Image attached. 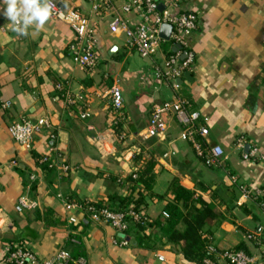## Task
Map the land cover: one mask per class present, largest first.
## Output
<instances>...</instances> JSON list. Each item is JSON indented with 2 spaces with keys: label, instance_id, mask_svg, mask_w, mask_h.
Instances as JSON below:
<instances>
[{
  "label": "crops",
  "instance_id": "obj_1",
  "mask_svg": "<svg viewBox=\"0 0 264 264\" xmlns=\"http://www.w3.org/2000/svg\"><path fill=\"white\" fill-rule=\"evenodd\" d=\"M52 1L85 16L94 30L100 61L94 69L75 64L69 52L75 33L51 17L41 28L32 25L21 35L0 16V216L6 215L9 225L0 233V262L14 245L23 244L40 259L61 250L75 256L80 249L86 264H196L186 260L177 246L158 241V228L145 232L153 237L154 249L120 246V235L109 224L89 220L81 208L85 202L132 193L133 185L124 181L136 165L131 151L153 111L177 97L208 118V141L222 149L223 165H206L190 143L179 139L180 124L171 117L167 131L144 141L139 154L154 163L155 183L144 206L148 216L163 218L174 199L171 188L180 184L215 207L217 217L203 228L211 238L210 251L245 245L249 254H257L247 235L258 232L264 241V214L252 201L239 202L241 194L231 178L264 192V159H246L235 146L243 137L249 151L255 146L264 157V0H182L170 10L173 15L197 16V29L185 38L194 63L187 71L190 77L184 74L182 83L176 82L178 88L150 74L173 50L169 41L154 58L142 59L129 48L124 32L110 30L114 13L134 0H114L113 8L101 16L89 0ZM157 1L166 11L174 0ZM124 17L137 19L136 14ZM113 86L124 97L125 142L133 141L126 149L122 144L125 157H103L93 141L96 131H107L111 125ZM86 111L90 117L83 119ZM43 116L51 119L52 129L35 138L32 152L19 147L8 127L22 118ZM55 154L70 166L68 176L37 168L33 155ZM32 174L37 180L31 183ZM24 195L36 200L38 208L53 210L57 224L46 229L33 218L35 210L15 212ZM65 201L76 207L65 206ZM72 227H77L80 241L71 237ZM211 261L224 264L219 257Z\"/></svg>",
  "mask_w": 264,
  "mask_h": 264
},
{
  "label": "built area",
  "instance_id": "obj_2",
  "mask_svg": "<svg viewBox=\"0 0 264 264\" xmlns=\"http://www.w3.org/2000/svg\"><path fill=\"white\" fill-rule=\"evenodd\" d=\"M114 0H89L93 11L101 16L104 11L113 8ZM182 0H174L169 4V10L160 11L157 0H134L132 4H126L120 10L114 13V18L110 24V30L113 33L124 32L128 38V46L134 50L142 59L154 58L161 50L165 41L160 37V28L164 24L172 26V33L169 42L171 46H181L178 52L169 51L164 60L163 66L153 68L151 76L156 80H164L171 82L174 88H178L176 82L181 79L194 63V56L185 49V38L197 29V16L192 12H185L173 15L170 10L179 4ZM49 4L50 16L55 21L61 22L69 26L75 33V40L70 45L69 52L75 64L85 69H94L100 61V54L97 49L94 30L89 21L79 11L71 9H62L52 0H42ZM125 14H136V20H129L124 17ZM186 52L187 57L183 60L182 54ZM110 104V121L111 125L107 131L95 132L93 141L100 152L101 156H126V152L122 149L125 142L124 134H118L116 127L125 125L127 118L124 111V97L118 86H113L109 91ZM74 103V101H71ZM8 107V104L3 106ZM175 116L178 120L181 133L179 139L192 145L198 157L205 159L206 165L210 167H220L223 165V151L220 147L211 145L208 141L209 130L207 128L208 118L200 111L192 108L191 104L181 97H177L172 102H166L157 107L149 121V126L140 139V144L134 146L132 159L141 153L143 142L158 138L163 135L169 126V120ZM81 117L83 119L90 117L88 111L84 112ZM52 129L51 119L43 116L37 119L22 118L13 122L8 127L10 137L15 143L26 151H31L34 146L35 138L44 132ZM235 146L243 154L246 159L261 158L259 149L255 146L246 152L248 143L245 138L238 137ZM40 165H45L49 170L57 171L60 177H66L71 171L69 165L61 161L59 156H42L38 160ZM141 167L140 163H136L132 170L135 173ZM3 168L0 166V173ZM136 178V173L133 174ZM37 175L32 174L30 181L35 182ZM232 184L236 186L241 194L242 200L252 201L257 204L264 214V192L261 190L252 191L245 185L240 184L237 178H231ZM65 206H71L67 201ZM39 204L36 200L31 199L27 195L21 196L15 206V212L23 214L36 210ZM76 207V206H71ZM89 220L102 221L109 224L120 236L125 234L133 223L141 225L151 223V218L143 211H128L125 213L114 212L108 208H95L89 206L81 207ZM71 223H75V219H70ZM7 216H0V233L8 228ZM249 241L256 245L257 254H247L239 250H227L219 258L229 264H264V241L260 233L255 232L247 236ZM120 246L127 247L129 242L127 239L121 238ZM210 250V249H209ZM213 251V250H212ZM164 261L162 256L158 258ZM85 264L80 258L75 260L73 256L66 250L59 251L55 256L48 259H40L28 246L17 244L10 249L9 253L0 264ZM205 264H221V262H212L205 260Z\"/></svg>",
  "mask_w": 264,
  "mask_h": 264
},
{
  "label": "trees",
  "instance_id": "obj_3",
  "mask_svg": "<svg viewBox=\"0 0 264 264\" xmlns=\"http://www.w3.org/2000/svg\"><path fill=\"white\" fill-rule=\"evenodd\" d=\"M125 126L126 125L117 126L116 132L118 134H124ZM32 150L29 152H32ZM33 156L37 168L53 171L49 170L47 166L39 164L38 160L42 156ZM202 160L205 161L204 158ZM135 162L141 164V167L135 172L137 177L134 178L133 174L135 173L131 172L125 180L123 179L133 185L131 187L132 193L112 196L107 200L99 202H85L81 207L87 208L93 206L95 208H108L111 211L120 213L132 210L136 212L143 211L147 214L144 206L146 205V196L148 194L151 195L155 183V175L153 174L154 163L147 159L146 155L136 156ZM171 191L174 199L167 205L163 218L156 220L151 219V223L145 225H141L138 222L133 223L130 229L125 234L121 235L120 238L127 239L132 247L134 246L147 250L154 249V246L150 245L153 237H146L145 232L148 230L151 231L153 228H158L160 231V240L158 239V241L163 242L164 239L166 243L177 246L186 260L196 264H205V260H214L215 257H220L227 250H232L215 249V251L212 252L208 249L211 244V238L203 232V228L208 220L217 217L215 207L212 204L206 202L201 196L197 195L195 191L180 184L172 186ZM26 213L27 212L24 214ZM33 218L35 221H41L46 229H51L57 224L55 212L51 209L38 208L33 212ZM76 232L77 227H72L71 237L80 241L82 237L76 235ZM235 250L243 251L247 254L250 252L245 245ZM74 254L76 255L72 256L75 260L83 257L80 249L75 250ZM224 264L229 263L224 262Z\"/></svg>",
  "mask_w": 264,
  "mask_h": 264
},
{
  "label": "clouds",
  "instance_id": "obj_4",
  "mask_svg": "<svg viewBox=\"0 0 264 264\" xmlns=\"http://www.w3.org/2000/svg\"><path fill=\"white\" fill-rule=\"evenodd\" d=\"M0 16L6 18L12 31L26 35L30 26L41 28L50 16V5L42 0H0Z\"/></svg>",
  "mask_w": 264,
  "mask_h": 264
},
{
  "label": "water",
  "instance_id": "obj_5",
  "mask_svg": "<svg viewBox=\"0 0 264 264\" xmlns=\"http://www.w3.org/2000/svg\"><path fill=\"white\" fill-rule=\"evenodd\" d=\"M159 10H160V11H163V10H164V5L160 4V5H159ZM171 33H172V26H171V25H169V24H164V25L161 26V28H160V37H161L164 41H169ZM179 50H181V46H176V47H174L172 51H173V52H178ZM186 57H187V53L184 52V53L182 54V59L184 60ZM185 77H186V78H189V77H190V73H189V72H186V73H185ZM178 83L181 84V83H182V79H179V80H178ZM132 143H133L132 140H128L127 142L124 143V145H123V149L128 148L129 146L132 145ZM249 148H250V147L247 146V147H246V151H249Z\"/></svg>",
  "mask_w": 264,
  "mask_h": 264
}]
</instances>
